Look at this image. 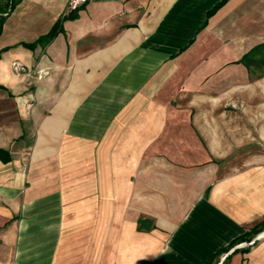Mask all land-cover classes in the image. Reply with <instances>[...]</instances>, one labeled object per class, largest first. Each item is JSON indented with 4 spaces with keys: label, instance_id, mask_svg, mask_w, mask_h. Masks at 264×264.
Masks as SVG:
<instances>
[{
    "label": "crops",
    "instance_id": "0c3cea01",
    "mask_svg": "<svg viewBox=\"0 0 264 264\" xmlns=\"http://www.w3.org/2000/svg\"><path fill=\"white\" fill-rule=\"evenodd\" d=\"M220 1L5 14L0 264H206L264 221V0ZM226 255L264 264V237Z\"/></svg>",
    "mask_w": 264,
    "mask_h": 264
},
{
    "label": "trees",
    "instance_id": "16d2710c",
    "mask_svg": "<svg viewBox=\"0 0 264 264\" xmlns=\"http://www.w3.org/2000/svg\"><path fill=\"white\" fill-rule=\"evenodd\" d=\"M19 1L20 0H11L6 11L0 9V35L3 31V25L5 22V13L6 12L8 13ZM225 1L226 0H221L215 6V9L218 8L219 6H221ZM73 11H75V10H73ZM73 11H71L68 15H65L63 18L72 16ZM62 21H63V19H60L53 26V28L46 35L41 36L39 38V40H42V39L50 40L55 35H57L63 29ZM262 48H264V44H261V45L255 47L253 50H251L250 52L246 53L243 56L242 61L247 66H250L251 64H259V65L264 64V51H262ZM263 228H264V221L254 225L250 230H247L246 232L242 233L241 235H239L238 237L233 239L228 245H226V246L220 248L219 250H217L216 252L212 253L208 257L206 264H219V262H220L219 258L222 255V253H224V252L226 253V252L230 251L237 243H239L241 241L251 239L256 233L261 231ZM229 256L230 255H227L221 264H227V260H228Z\"/></svg>",
    "mask_w": 264,
    "mask_h": 264
},
{
    "label": "built area",
    "instance_id": "2783aa9c",
    "mask_svg": "<svg viewBox=\"0 0 264 264\" xmlns=\"http://www.w3.org/2000/svg\"><path fill=\"white\" fill-rule=\"evenodd\" d=\"M88 0H69L67 9L65 11V14L70 13L73 10H77L81 5L86 3ZM7 13V12H6ZM5 13V14H6ZM13 69L16 73H28L30 76H32L34 73L32 70H30L23 62L19 60H15L12 63ZM27 107H30V104H28ZM263 236V234L260 235V237Z\"/></svg>",
    "mask_w": 264,
    "mask_h": 264
},
{
    "label": "rangeland",
    "instance_id": "374dc122",
    "mask_svg": "<svg viewBox=\"0 0 264 264\" xmlns=\"http://www.w3.org/2000/svg\"><path fill=\"white\" fill-rule=\"evenodd\" d=\"M263 234V236L260 237V235ZM264 237V230L259 231L258 233H256L251 239L247 240V241H241L239 243H237L235 246H250V245H254L259 239Z\"/></svg>",
    "mask_w": 264,
    "mask_h": 264
},
{
    "label": "water",
    "instance_id": "95a60500",
    "mask_svg": "<svg viewBox=\"0 0 264 264\" xmlns=\"http://www.w3.org/2000/svg\"><path fill=\"white\" fill-rule=\"evenodd\" d=\"M226 256H227V255H226ZM226 256L223 257L222 261L226 258ZM222 261H221V263H222ZM221 263H220V264H221Z\"/></svg>",
    "mask_w": 264,
    "mask_h": 264
}]
</instances>
